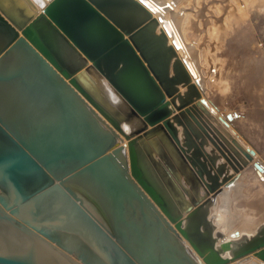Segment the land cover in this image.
<instances>
[{"label": "water", "instance_id": "obj_1", "mask_svg": "<svg viewBox=\"0 0 264 264\" xmlns=\"http://www.w3.org/2000/svg\"><path fill=\"white\" fill-rule=\"evenodd\" d=\"M143 3L0 0V264H264V222L192 210L198 91Z\"/></svg>", "mask_w": 264, "mask_h": 264}, {"label": "rangeland", "instance_id": "obj_2", "mask_svg": "<svg viewBox=\"0 0 264 264\" xmlns=\"http://www.w3.org/2000/svg\"><path fill=\"white\" fill-rule=\"evenodd\" d=\"M165 1L198 45L204 74L217 70L208 96L222 111L242 113L236 123L264 159V0Z\"/></svg>", "mask_w": 264, "mask_h": 264}, {"label": "bare ground", "instance_id": "obj_3", "mask_svg": "<svg viewBox=\"0 0 264 264\" xmlns=\"http://www.w3.org/2000/svg\"><path fill=\"white\" fill-rule=\"evenodd\" d=\"M49 1L50 0H44L45 3ZM138 1L143 3L142 0ZM143 1L147 3H143V5L150 12L151 17L158 19L155 26L156 34L160 36L163 33L167 45L174 51V53L171 54V71L175 70L174 64L179 60L182 62V65L191 79L189 84L181 85V92H190L191 90L195 92L196 90L198 91L194 97L195 103L188 105V107L192 105L195 108L193 113L204 125L206 134H203V132H200L199 129L196 128L191 122V120H196L190 115H187V119H189L188 121L192 124V129L188 128V126L185 127L183 123H178L177 119L173 118L175 114L180 112L176 105L172 106L175 112L171 116V121L180 143L186 150V154H184H188L192 160L196 161L197 168H204V184L199 190L197 189L198 184L196 180L193 177L185 176L187 186L191 184L192 189L197 190L199 194H206L205 198L194 204L192 210L208 203L209 218H212L215 229L225 233L226 229H229L231 225L227 224L224 220L221 206L228 203V197H230L228 190L236 185L237 179L241 176V171L246 168L250 162H253L259 180L264 183V164L258 160L257 151L246 141L239 140L237 135H235L236 132L231 129L232 121L241 117L242 113L233 111L224 115L218 114L221 108L216 106L207 94L210 90L208 80L211 81V75L213 73L210 72L209 75L204 74L202 64L197 56L198 45L195 41L188 38L185 31L183 32L179 28L178 18L175 16L174 12L170 10V3L165 0ZM41 10L42 7L40 6V11ZM212 69L213 67L210 68V70ZM201 98H205L207 104L197 103V100H201ZM175 107L176 110L174 109ZM183 108L185 109L186 106ZM229 114H231V117H229ZM227 127H229V129ZM125 141L127 143V140ZM197 142L203 145V147L201 146L203 152L197 149ZM221 158L223 160H221ZM256 163L261 166L260 171H258ZM205 182H209L210 187L208 186L206 188ZM263 222L264 221L261 223ZM259 224L260 223H257L250 227L247 225L237 226L233 232L238 230L239 234L235 237L239 238L246 233H255V229ZM225 256H227V254Z\"/></svg>", "mask_w": 264, "mask_h": 264}, {"label": "crops", "instance_id": "obj_4", "mask_svg": "<svg viewBox=\"0 0 264 264\" xmlns=\"http://www.w3.org/2000/svg\"><path fill=\"white\" fill-rule=\"evenodd\" d=\"M211 71L213 74L211 75L210 82L216 83L217 74L215 73L217 70L213 68ZM262 87L264 89V79L262 80ZM214 104L218 106L216 103ZM221 111H219L218 114L224 115L229 113ZM233 111L235 110L230 112ZM236 121L237 119L232 121L231 129L236 132L235 135H237L239 140L246 141L257 151L258 160L264 164V159L260 155L257 146L245 136ZM227 128L229 129V127ZM221 160L223 159L221 158ZM228 191L230 193L228 203L221 206L224 220L227 224L231 225L229 226V229H226V234L233 232L237 228V223L239 222H241L242 226L247 225L250 227L264 221V183L259 180L253 162H250V164L241 171V176L237 179L236 185Z\"/></svg>", "mask_w": 264, "mask_h": 264}]
</instances>
